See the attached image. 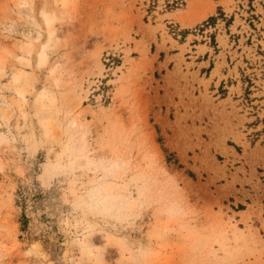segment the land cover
<instances>
[{"label":"rangeland","instance_id":"1","mask_svg":"<svg viewBox=\"0 0 264 264\" xmlns=\"http://www.w3.org/2000/svg\"><path fill=\"white\" fill-rule=\"evenodd\" d=\"M0 264H264V0H0Z\"/></svg>","mask_w":264,"mask_h":264},{"label":"clouds","instance_id":"2","mask_svg":"<svg viewBox=\"0 0 264 264\" xmlns=\"http://www.w3.org/2000/svg\"><path fill=\"white\" fill-rule=\"evenodd\" d=\"M102 167V166H97ZM106 171H110L107 170ZM89 199L95 204L96 208L100 211H112L114 208L113 198L105 186L97 185L94 186L88 193ZM90 207L92 204L89 205Z\"/></svg>","mask_w":264,"mask_h":264},{"label":"bare ground","instance_id":"3","mask_svg":"<svg viewBox=\"0 0 264 264\" xmlns=\"http://www.w3.org/2000/svg\"><path fill=\"white\" fill-rule=\"evenodd\" d=\"M233 226V233H234V235H235V239H236V241L237 240H239V239H241V238H243V237H241V233H242V230H240V228L236 225V223L235 224H233L232 225ZM223 234V237L226 239L228 236V232L226 231V230H224L223 232H222ZM218 238V237H217ZM231 251V250H230Z\"/></svg>","mask_w":264,"mask_h":264}]
</instances>
